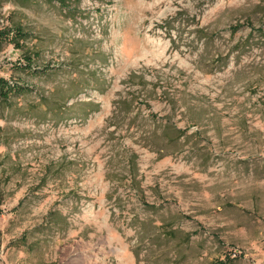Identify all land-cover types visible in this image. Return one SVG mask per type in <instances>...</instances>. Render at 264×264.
<instances>
[{
  "label": "rangeland",
  "instance_id": "374dc122",
  "mask_svg": "<svg viewBox=\"0 0 264 264\" xmlns=\"http://www.w3.org/2000/svg\"><path fill=\"white\" fill-rule=\"evenodd\" d=\"M0 0V264H264V0Z\"/></svg>",
  "mask_w": 264,
  "mask_h": 264
},
{
  "label": "trees",
  "instance_id": "16d2710c",
  "mask_svg": "<svg viewBox=\"0 0 264 264\" xmlns=\"http://www.w3.org/2000/svg\"><path fill=\"white\" fill-rule=\"evenodd\" d=\"M61 3L62 0H59ZM3 37H0V44L2 43ZM14 89L10 86L8 81H6L3 78H0V94L1 95H7L8 92H12Z\"/></svg>",
  "mask_w": 264,
  "mask_h": 264
}]
</instances>
